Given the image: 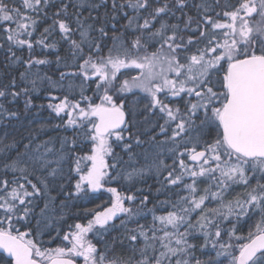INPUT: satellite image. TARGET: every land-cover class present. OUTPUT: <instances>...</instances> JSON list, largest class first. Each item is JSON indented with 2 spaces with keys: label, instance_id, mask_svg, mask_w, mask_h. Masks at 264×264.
I'll use <instances>...</instances> for the list:
<instances>
[{
  "label": "snow or ice",
  "instance_id": "snow-or-ice-1",
  "mask_svg": "<svg viewBox=\"0 0 264 264\" xmlns=\"http://www.w3.org/2000/svg\"><path fill=\"white\" fill-rule=\"evenodd\" d=\"M0 53V264H264V0H0Z\"/></svg>",
  "mask_w": 264,
  "mask_h": 264
},
{
  "label": "trees",
  "instance_id": "trees-1",
  "mask_svg": "<svg viewBox=\"0 0 264 264\" xmlns=\"http://www.w3.org/2000/svg\"><path fill=\"white\" fill-rule=\"evenodd\" d=\"M231 2H235V0H231ZM43 26L44 25H41V28ZM37 35H38V33H37ZM17 54L20 55V52H18ZM35 54L36 55H41V51H40L39 48L36 49ZM59 54L63 55L64 54L63 50H61V52ZM24 55L25 56L27 55V50L24 51ZM47 55L49 56L50 59H54L55 58V54L54 53L49 52V53H47ZM2 59H3L2 53H0V60H2ZM3 71H4V69L2 67H0V73H2ZM49 74H51V73H49ZM87 94L91 95L90 92L87 93ZM36 97L37 98L34 101L36 104H45L46 105L49 102L48 98L45 96V94L43 92L36 94ZM142 103H143V101H141V104ZM21 104H22V102H21ZM33 113H35L37 115V120L38 121L48 120L52 124L59 123L58 118H56L54 116V114H50V110H48L47 108L39 109L38 112H37L36 109H33ZM58 134H64V133H57V132H54V131L48 133V135H52V136H55V135H58ZM67 134L70 135L71 133L69 132ZM117 151H118V149H117ZM168 162L170 163L171 161L169 160ZM108 199H109V196H107L106 194H103V193H99V194H97V197L95 199H93L91 202H87V201L80 202L78 204V208H71V209L68 210L70 215L67 218V224L74 223V219L72 218V214H75L78 210L79 211H83V209L92 208V207H94L97 204H101L102 202L107 201ZM117 223H118V221H117ZM241 229H243V227H241ZM241 229L239 230V232H241ZM64 230H67L66 227H65ZM53 235H55V233H53ZM113 235H116V233H113ZM43 239L47 241L49 239V237L48 236H44ZM93 242H95V241H93ZM60 243H61V241L59 239H57V240H55L52 243L46 244V246L55 247V246L59 245ZM193 243L197 244V246H198L195 255H196L197 258L201 259L202 261H207L209 259V257L215 255V253L210 251V250L201 251L199 249V245L203 243L202 239L195 240V241H193ZM78 261L80 263H82L81 259L78 260Z\"/></svg>",
  "mask_w": 264,
  "mask_h": 264
},
{
  "label": "rangeland",
  "instance_id": "rangeland-1",
  "mask_svg": "<svg viewBox=\"0 0 264 264\" xmlns=\"http://www.w3.org/2000/svg\"><path fill=\"white\" fill-rule=\"evenodd\" d=\"M21 54V53H20ZM23 55H24V52L22 53ZM130 75H135L136 73H135V71H132L131 73H129ZM56 95H60V93H56ZM109 186H117V185H115V184H112V185H109ZM236 192H239V191H241V189L240 188H236V190H235ZM101 193H103V194H106L107 196H110V194L109 193H107V192H101ZM255 217L253 218V220L252 221H249L248 223H241V227H243V229H241V227H240V229H241V232H239V234H241V235H246L247 234V231H248V229H249V226L251 225V224H253L254 223V221H255ZM245 225V226H244ZM81 261H82V259H81ZM226 263V262H225Z\"/></svg>",
  "mask_w": 264,
  "mask_h": 264
},
{
  "label": "water",
  "instance_id": "water-1",
  "mask_svg": "<svg viewBox=\"0 0 264 264\" xmlns=\"http://www.w3.org/2000/svg\"><path fill=\"white\" fill-rule=\"evenodd\" d=\"M78 264H82V263L78 262Z\"/></svg>",
  "mask_w": 264,
  "mask_h": 264
}]
</instances>
